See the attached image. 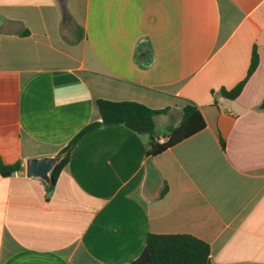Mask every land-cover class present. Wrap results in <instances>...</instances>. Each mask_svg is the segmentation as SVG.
Returning a JSON list of instances; mask_svg holds the SVG:
<instances>
[{"label":"crops","instance_id":"1","mask_svg":"<svg viewBox=\"0 0 264 264\" xmlns=\"http://www.w3.org/2000/svg\"><path fill=\"white\" fill-rule=\"evenodd\" d=\"M67 5L63 21L56 0H0L4 163L60 153L100 119L96 98L167 108L157 132L192 104L205 126L153 156L168 186L153 199L148 136L118 124L86 132L50 189L0 175V264H128L148 233L192 234L211 264H264V0Z\"/></svg>","mask_w":264,"mask_h":264},{"label":"trees","instance_id":"2","mask_svg":"<svg viewBox=\"0 0 264 264\" xmlns=\"http://www.w3.org/2000/svg\"><path fill=\"white\" fill-rule=\"evenodd\" d=\"M24 29L21 35L27 34ZM258 64V54L254 47L251 53L250 63L246 76L230 89L221 88L219 93L226 99L233 100L241 92L246 80L253 73ZM95 107L100 119L93 120L85 125L61 150L63 158L55 165L52 171V183L47 186L50 189L57 173L68 161V156L78 140L88 131L111 124L123 125L139 135H147L148 141L144 148L146 157H153L167 148L173 146L184 138L201 130L205 121L195 105L186 104L182 108L181 119L176 125H169L163 132L156 131V114L165 112V109L155 110L136 101L109 100L96 98ZM264 108V97L259 109ZM166 138L159 142L160 138ZM222 142V141H221ZM223 146V145H222ZM22 162L4 163L0 156V175L10 176L22 170ZM168 189L166 183L160 191L162 196ZM128 264H211L209 244L204 240L189 234H156L148 233L145 246L140 254Z\"/></svg>","mask_w":264,"mask_h":264},{"label":"water","instance_id":"3","mask_svg":"<svg viewBox=\"0 0 264 264\" xmlns=\"http://www.w3.org/2000/svg\"><path fill=\"white\" fill-rule=\"evenodd\" d=\"M60 9L62 20H70L68 0H56ZM64 153L56 155H43L39 157H29L24 161V175L27 178L39 179L47 186L52 183V171L55 165L63 158ZM146 181L144 186L145 195L153 199L157 197L162 188L161 174L154 163L153 157L149 156L145 160Z\"/></svg>","mask_w":264,"mask_h":264},{"label":"built area","instance_id":"4","mask_svg":"<svg viewBox=\"0 0 264 264\" xmlns=\"http://www.w3.org/2000/svg\"><path fill=\"white\" fill-rule=\"evenodd\" d=\"M163 141H164V139H163V138H160V139H159V142H163Z\"/></svg>","mask_w":264,"mask_h":264},{"label":"rangeland","instance_id":"5","mask_svg":"<svg viewBox=\"0 0 264 264\" xmlns=\"http://www.w3.org/2000/svg\"><path fill=\"white\" fill-rule=\"evenodd\" d=\"M163 118V117H162Z\"/></svg>","mask_w":264,"mask_h":264}]
</instances>
